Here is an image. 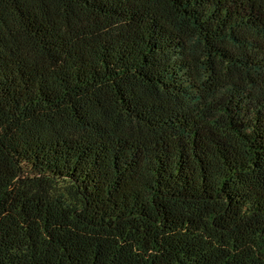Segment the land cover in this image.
<instances>
[{"label":"trees","instance_id":"trees-1","mask_svg":"<svg viewBox=\"0 0 264 264\" xmlns=\"http://www.w3.org/2000/svg\"><path fill=\"white\" fill-rule=\"evenodd\" d=\"M0 264H264V0H0Z\"/></svg>","mask_w":264,"mask_h":264}]
</instances>
